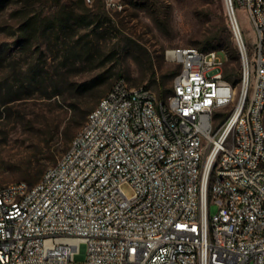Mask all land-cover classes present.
Segmentation results:
<instances>
[{"label": "built area", "instance_id": "built-area-1", "mask_svg": "<svg viewBox=\"0 0 264 264\" xmlns=\"http://www.w3.org/2000/svg\"><path fill=\"white\" fill-rule=\"evenodd\" d=\"M224 1L238 98L216 50L166 49L179 66L166 100L118 79L39 181L0 185V264H264V0Z\"/></svg>", "mask_w": 264, "mask_h": 264}, {"label": "rangeland", "instance_id": "rangeland-1", "mask_svg": "<svg viewBox=\"0 0 264 264\" xmlns=\"http://www.w3.org/2000/svg\"><path fill=\"white\" fill-rule=\"evenodd\" d=\"M122 1L124 10L110 11L103 0H0V185L39 181L85 123L76 121L118 79L125 78L132 87H150L166 100L179 72L165 58L166 49L202 50L218 2ZM220 1L228 19L225 1ZM237 14L253 61L255 27L245 8L238 6ZM216 51L222 63L214 72L232 74L227 80L238 98L241 56L234 60ZM54 91L59 94L49 98ZM72 103L78 105L76 113ZM224 114L217 113V126ZM123 189L134 194L128 183ZM218 209L212 203L211 215Z\"/></svg>", "mask_w": 264, "mask_h": 264}, {"label": "trees", "instance_id": "trees-1", "mask_svg": "<svg viewBox=\"0 0 264 264\" xmlns=\"http://www.w3.org/2000/svg\"><path fill=\"white\" fill-rule=\"evenodd\" d=\"M213 16L215 19L214 25L208 30V34L206 35V39L203 42L202 51H212V50H218L223 51L226 53L230 58L234 60H238L240 58V54L238 52V49L235 44L234 34L230 27L229 21L227 19V16L225 15L224 8L222 6V3L220 0L217 2V6L215 7L213 11ZM95 18L98 19V25L99 23V14L95 15ZM96 19H93L92 22H94ZM33 23V21H32ZM38 75V74H37ZM224 78L231 79L232 74L230 72H225L223 74ZM240 79H235L233 82L234 84H237ZM59 94L58 92L54 91L51 94H48L47 96L52 97ZM10 102V101H8ZM70 107L74 113H76L78 109L77 103L70 104ZM91 110H86L85 115L81 117V119L76 121V125L82 124L84 120L86 121V115L88 116L89 112ZM68 136V135H67ZM70 136V134H69ZM70 137H67L68 140H70Z\"/></svg>", "mask_w": 264, "mask_h": 264}]
</instances>
